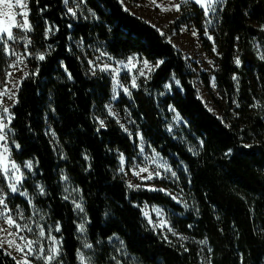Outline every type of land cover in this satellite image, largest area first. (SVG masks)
<instances>
[{"label": "trees", "instance_id": "16d2710c", "mask_svg": "<svg viewBox=\"0 0 264 264\" xmlns=\"http://www.w3.org/2000/svg\"><path fill=\"white\" fill-rule=\"evenodd\" d=\"M69 1L28 0V72L10 124L13 158L35 164L26 188L60 227L63 263L79 264L80 249L66 176L80 190L87 238L96 248L117 235L145 264H204L197 244L173 245L151 228L138 206L147 202L169 208L177 231L206 242L209 264H264V0H225L217 14L212 35L224 119L206 107L189 61L158 28L119 0H77L81 12L75 14ZM205 19L199 5L181 3L172 27L195 28L211 53ZM93 46L119 58L138 54L159 61L124 103L146 141L174 166L184 165L195 209L162 191L130 189L120 176V153L131 158L137 147L107 113L110 78L87 72L85 53ZM9 63L0 42V90ZM172 108L186 119L187 137L197 151L167 130ZM11 200L29 208L22 197ZM0 264H18L2 246Z\"/></svg>", "mask_w": 264, "mask_h": 264}, {"label": "rangeland", "instance_id": "374dc122", "mask_svg": "<svg viewBox=\"0 0 264 264\" xmlns=\"http://www.w3.org/2000/svg\"><path fill=\"white\" fill-rule=\"evenodd\" d=\"M119 1L124 8L158 28L183 53L193 71L194 84L199 97L212 113L224 119L225 100L216 81L218 52L212 30L215 28L217 14L225 0H215L210 7H208L209 0H201V3L189 0V2L196 3L205 11V36L212 43L211 53H208L204 48L195 28L187 25H182L179 29L172 27V23L180 13V7L177 10L175 6H181L182 0ZM21 4L23 6L17 5L15 0H12L13 6L11 8L6 5L0 7V21H2L0 26L2 27L7 28L13 23L27 20V28L12 29L13 39L9 40L6 33L0 34V42L4 43L6 53L10 57L5 84L0 90V137H2L0 138V161H2L0 163V197L4 198V204L0 205V242H3L2 247L15 258L18 264H24L25 260L29 261L30 264H64L61 259L60 227L52 223L48 214L35 205L32 195L26 188L25 182L27 180L32 182V178L35 177V164L31 160L18 162L12 156L13 142L10 128L13 118L12 108L17 101L21 81L28 72V34L31 30L28 0H21ZM68 5L69 9H72V13L81 12L77 0L69 1ZM213 9L215 10L213 11ZM87 54L85 53L84 59L87 72L90 74L103 72L110 78L111 97L106 104L108 115L130 136L137 147L136 155L131 158H127L123 153H120L118 172L122 179L130 189L162 191L183 207L195 209L194 199L185 186L181 173L184 172L181 169L185 168L184 165L174 166L169 158L163 157L146 141L142 133L136 129L130 109L124 103V100H131L132 90L137 87L138 81L149 77L156 69L159 61L152 62L138 54H132L124 58L115 57L102 46L88 48ZM144 61L148 62L147 67ZM105 65H107V68H105ZM171 111L167 130L177 139L186 142L191 151H197V148L192 146L187 137L188 124L186 119L176 109L172 108ZM51 135L55 138L52 132ZM29 164L30 167H28ZM5 167L7 168L6 172ZM141 169H144V171H141ZM17 178H19L18 183ZM62 179L65 195L73 203L77 214L80 239L79 264H145L127 251L123 240L117 235H113L105 243H101L100 248L94 247L88 241V219L80 190L66 176H63ZM13 184L16 185L15 192L11 189ZM15 196L26 199L29 208L13 205L11 199ZM138 206L145 220L157 234L173 245L197 244L202 262L209 264L210 250L207 243L192 240L177 231L172 225V211L169 208L147 202L138 204ZM156 209L160 210L159 215H157ZM9 217L15 222L14 224H8ZM41 231L44 232L43 236L40 235ZM9 241L14 243L10 245ZM28 241L33 242L32 251L24 247ZM86 244L91 247H85ZM16 246L24 248V252L17 251ZM38 248H43L44 252L37 251ZM48 254L54 255L55 259L51 261L44 259L43 257ZM81 255L83 259H81Z\"/></svg>", "mask_w": 264, "mask_h": 264}, {"label": "snow or ice", "instance_id": "6c2138e0", "mask_svg": "<svg viewBox=\"0 0 264 264\" xmlns=\"http://www.w3.org/2000/svg\"><path fill=\"white\" fill-rule=\"evenodd\" d=\"M65 2L67 3V0H65ZM182 2H183L184 4H187V3L189 2V0H182ZM195 2H196V3H201V0H195ZM214 2H215V0H209V5H208V7H210L211 4L214 3ZM15 3H16L17 5H21V6H23V5L21 4V0H15ZM5 5H6L8 8H11V7L13 6V5H12V0H0V7L5 6ZM202 6H203V5H202ZM175 7L177 8V10H179L180 5H176ZM214 10H215V9H213V11H214ZM71 11H72V9H69V12H71ZM13 19H14V18H13ZM0 23H2V21H0ZM13 28H27V20L25 19V20H21L19 23H13V24L9 25L7 28L0 26V34H5V33H6L7 38H8L9 40H11V39L14 38V37H13V32H12V29H13ZM39 58H40L41 60H43V59H44V56L41 55ZM262 58H264V57H262ZM130 59H131V58H130ZM160 63H162V61H161ZM239 63H240V61H239V59H237V60H236V64L239 65ZM144 64H145L146 67L148 66V62H147V61H144ZM105 68H107V65H105ZM141 74H142V73H141ZM177 83H179V82L177 81ZM125 91H127V89H125ZM0 138H2V137H0ZM245 147H248V146L246 145ZM0 163H2V161H0ZM30 166H31V165L29 164L28 167H30ZM6 171H7V168L5 167V172H6ZM141 171H144V169H141ZM173 175H175V173H173ZM149 178H151V176H149ZM18 182H19V178H17V183H18ZM11 189H12L13 192H15V191H16V185H15V184L11 185ZM2 204H4V198H3V197H0V205H2ZM77 207H79V205H77ZM156 212H157V215L160 214V210H159V209H156ZM145 215H147V213H145ZM14 223H15V222L12 220V218L9 217V218H8V224H9V225H12V224H14ZM17 227H19V225H17ZM81 230H82V229H81ZM40 235L43 236V235H44V232L41 231ZM22 239H23V237H22ZM2 243H3V242H0V246H2ZM8 243L11 245V244H13L14 242H13V241H9ZM32 244H33L32 241H28V242L25 244L24 247L28 248L29 251H32V250H33V249H32ZM16 247H17V251L24 252V248L19 247V246H16ZM85 247H91V246L86 244ZM37 251H39V252H44V249H43V248H38ZM51 251H55V250H51ZM26 255H27V254H26ZM43 258L46 259V260H48V261H51V260L55 259L54 255H51V254L45 255ZM81 259H83V256H82V255H81ZM24 264H30V262L27 261V260H25V261H24Z\"/></svg>", "mask_w": 264, "mask_h": 264}]
</instances>
